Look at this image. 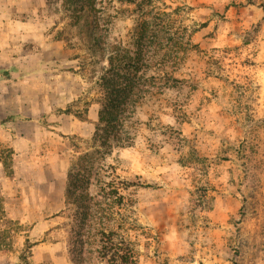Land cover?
Listing matches in <instances>:
<instances>
[{
  "label": "rangeland",
  "instance_id": "374dc122",
  "mask_svg": "<svg viewBox=\"0 0 264 264\" xmlns=\"http://www.w3.org/2000/svg\"><path fill=\"white\" fill-rule=\"evenodd\" d=\"M38 1L48 53L18 68L0 54L2 92L27 93L12 102L23 116L5 115L11 102L0 100V125L86 121L80 136L53 138L59 175L77 180L61 215L73 264H192L204 236L205 255L225 259L212 264H264V0L158 1L170 29L139 44L135 21L153 20L123 0H79L81 12ZM115 56L123 72L110 69ZM112 74L131 85L118 107L105 94ZM0 161L14 177L7 147ZM21 220L0 197V250L18 252L19 264L36 244L23 241ZM176 243L186 261L172 256Z\"/></svg>",
  "mask_w": 264,
  "mask_h": 264
},
{
  "label": "crops",
  "instance_id": "0c3cea01",
  "mask_svg": "<svg viewBox=\"0 0 264 264\" xmlns=\"http://www.w3.org/2000/svg\"><path fill=\"white\" fill-rule=\"evenodd\" d=\"M38 4V0H0V54L10 53V62L15 68L21 67L17 64H23L31 57L48 53L50 23L37 13ZM5 46L10 47L7 49ZM60 84L63 85L64 80ZM3 85L4 82L0 80V100H9L12 106L11 112L5 115L23 116L26 109L18 110L12 102L25 100L27 93L2 92ZM59 94L63 98L66 92L61 91ZM73 119L74 122L67 129L65 125H61L62 128L44 129L35 119L7 122L5 129L0 125V148L10 149L16 166L14 177L0 172L3 211L9 219L21 216V223L28 225L23 241L36 243L32 255L22 264H73L66 249L69 238L61 215L69 206L68 194L73 195L75 192L66 176L59 175L62 168L58 166H62L65 160L58 154L57 141L53 139L59 137L64 141L69 136H80L83 129L87 128L83 126L86 121L83 123L75 116ZM93 119L91 114L86 118L89 122ZM214 196L217 198L213 204L221 205V198ZM199 241L198 258L192 264L196 261L202 264L205 261L206 264L225 261L220 256L214 255L215 260H212L210 255H205V236L200 237ZM177 244H173L172 256L175 258L182 255ZM17 253L0 250V264H19ZM179 260L186 261L182 257Z\"/></svg>",
  "mask_w": 264,
  "mask_h": 264
},
{
  "label": "trees",
  "instance_id": "16d2710c",
  "mask_svg": "<svg viewBox=\"0 0 264 264\" xmlns=\"http://www.w3.org/2000/svg\"><path fill=\"white\" fill-rule=\"evenodd\" d=\"M74 9L76 11H82L85 7H87V4H81L78 1L79 0H70ZM125 3L131 5L134 7V11L137 13H140L138 17L147 18L150 20H153V22L146 21V20H137L135 21V31L138 37L139 44L142 40H144L147 33H151V31H155L157 35L163 34L166 35L170 28H167L166 20H169L171 14L167 13L165 10L160 11L159 8L155 6V3L161 0H123ZM229 6L225 7V10L228 9ZM169 9V8H168ZM179 8L177 7L175 10H172V14L175 13L176 10ZM87 21L89 23H94V20L92 17L87 18ZM177 28L176 30H178ZM194 32V31H193ZM191 34V33H190ZM191 37V35L189 36ZM156 38V37H155ZM169 41L172 42V39L169 38ZM188 45H191L190 42H188ZM137 48H139V45H137ZM141 48V46H140ZM108 63L110 65V69L112 71H116V73L121 70L124 71L123 68H121V64L115 57H109ZM129 63H133L134 66H131L135 68V72L138 71L136 68V65L138 63V59H129ZM132 64H128L130 66ZM116 75V76H115ZM118 74H112L111 80H106L105 82V94L107 95V98L109 99L110 105L113 107H118L117 105H121L125 102V91L131 88V85L126 86L127 81L124 82V80H117ZM115 77V80H114ZM121 81V82H120ZM69 183L73 188L76 187L77 180L74 177H69ZM81 196H79L80 198ZM117 258V256H116ZM122 259V258H121Z\"/></svg>",
  "mask_w": 264,
  "mask_h": 264
}]
</instances>
